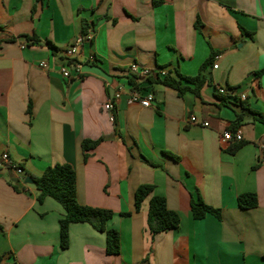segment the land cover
<instances>
[{"label": "crops", "instance_id": "1", "mask_svg": "<svg viewBox=\"0 0 264 264\" xmlns=\"http://www.w3.org/2000/svg\"><path fill=\"white\" fill-rule=\"evenodd\" d=\"M88 34L74 57L78 77L64 79V51ZM212 54L199 97L153 76L138 79L151 106L126 104L131 64L165 69L183 87ZM217 87L234 92L231 104ZM119 88L111 121L103 105ZM254 114L264 117V0H0V155L22 169L0 170V264H264V124ZM237 116L242 145L228 153L239 143L221 135ZM98 139L85 160L81 142ZM55 164L73 166L80 205L112 212L118 254L107 255L105 234L86 223L71 224L60 247L64 210L38 202L33 181ZM140 185L153 190L136 212ZM244 193L256 208L238 207ZM153 195L178 214L175 230L150 234ZM192 196L221 219L194 220Z\"/></svg>", "mask_w": 264, "mask_h": 264}, {"label": "trees", "instance_id": "2", "mask_svg": "<svg viewBox=\"0 0 264 264\" xmlns=\"http://www.w3.org/2000/svg\"><path fill=\"white\" fill-rule=\"evenodd\" d=\"M198 26V22H196ZM33 43H37L38 39L32 38ZM46 46L56 53L57 49L49 41ZM214 54L206 60L198 74L193 77H181L187 85L181 86L180 80H175L166 76L162 79L157 77L156 83L165 87L177 90L180 94L183 91H189L195 96H200V90L206 82V69L211 65ZM154 80L147 78L143 83L150 84ZM130 88L138 89L141 83L138 82L137 77L128 79ZM142 89L147 90L145 87ZM148 91V90H147ZM222 105L231 104L228 97L220 96ZM255 119L264 124V117L260 114H254ZM240 116L228 127V130L235 131L240 124ZM102 139L98 140H83L81 142V149L83 157L86 160L88 151L94 149ZM242 143L233 144L228 147V153H234ZM36 189L39 191L37 201L41 202L44 198L49 197L56 201L64 210L62 217L59 219V238L60 247L66 249L69 243L68 230L71 224L86 223L90 225L95 231L104 233L106 238L105 252L107 255H116L120 251L119 233L115 229L106 228L107 222L112 218L113 214L110 210L93 208L89 206L80 205L76 198V174L72 165L70 164H55L44 169L42 175L33 179ZM153 187L151 185H140L134 193V208L138 212L141 208L142 202L148 198L152 193ZM237 205L240 209L249 210L254 209L258 205L256 195L251 193H244L237 197ZM189 208L194 220H201L206 215H212L216 219H221L219 209L212 208L206 205L200 196L191 197L189 201ZM128 216V213L122 214ZM180 223L179 216L176 212L169 210L166 201L160 196H151L148 201L147 212V227L151 235L160 234L163 232L175 230Z\"/></svg>", "mask_w": 264, "mask_h": 264}, {"label": "built area", "instance_id": "3", "mask_svg": "<svg viewBox=\"0 0 264 264\" xmlns=\"http://www.w3.org/2000/svg\"><path fill=\"white\" fill-rule=\"evenodd\" d=\"M91 34H88L86 36H78L76 37L71 44L66 48V50L63 53L64 58L68 61V65L62 66L60 68V73L64 79H71L72 77L77 78L78 74L80 73V64L75 60V55L78 53V49L82 46V44L85 41H89L91 39ZM38 66L41 69H46L47 64L44 62H40ZM69 66V67H68ZM217 66L214 65L213 68H216ZM73 69L74 75H72ZM128 74L131 77H137L138 79H147V78H152L153 76L159 77V78H164L168 76V71L165 69H149L145 66H140L136 63H133L129 66L128 68ZM143 87H139L138 89L136 88H130L129 91L127 92V97H126V104L127 105H139L142 108H148L151 106L152 102L154 101V95L145 89H142ZM216 91L218 94L223 95V96H229V97H234V92L233 91H227L226 89L222 87H217ZM123 95V89L119 88L117 91L113 93L112 99L104 103L103 109L105 112L108 113L109 118L111 121L114 120V115L113 112L115 110L116 105L118 104L121 96ZM246 99V94H240L239 95V100L245 101ZM196 119L194 117L190 118V122L195 123ZM200 125L207 127L208 124L206 122H202ZM242 141V134L241 131L236 129L235 131L231 130H224L221 135V142L223 144H229V143H239ZM5 167H10L13 169V171L16 174L21 175L22 174V169L19 167H15L10 163L9 156L7 153H2L0 155V170L5 168Z\"/></svg>", "mask_w": 264, "mask_h": 264}, {"label": "water", "instance_id": "4", "mask_svg": "<svg viewBox=\"0 0 264 264\" xmlns=\"http://www.w3.org/2000/svg\"><path fill=\"white\" fill-rule=\"evenodd\" d=\"M208 108L212 111H214L215 113L218 111L217 108L214 105H208ZM26 182L32 183V180H26Z\"/></svg>", "mask_w": 264, "mask_h": 264}]
</instances>
